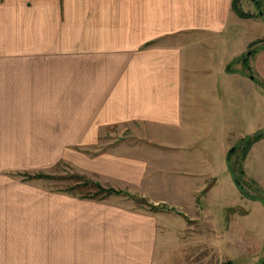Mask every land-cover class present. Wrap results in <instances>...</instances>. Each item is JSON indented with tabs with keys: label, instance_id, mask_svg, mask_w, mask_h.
Masks as SVG:
<instances>
[{
	"label": "crops",
	"instance_id": "0c3cea01",
	"mask_svg": "<svg viewBox=\"0 0 264 264\" xmlns=\"http://www.w3.org/2000/svg\"><path fill=\"white\" fill-rule=\"evenodd\" d=\"M233 3L0 0V264H233L202 204L238 127L264 132V47L237 35L261 23Z\"/></svg>",
	"mask_w": 264,
	"mask_h": 264
},
{
	"label": "rangeland",
	"instance_id": "374dc122",
	"mask_svg": "<svg viewBox=\"0 0 264 264\" xmlns=\"http://www.w3.org/2000/svg\"><path fill=\"white\" fill-rule=\"evenodd\" d=\"M239 5L244 13L259 16L257 19L260 20L257 22H260L261 24L259 26H252V24L244 21L242 23L244 27L241 26L239 28L240 31L237 33L238 39L241 41L249 40L251 37H257L258 42L255 46L258 48L259 46H264V19L261 17V14H264V0H240ZM235 42L239 47L240 42L238 40ZM240 129L242 128L238 127L236 130L234 139L235 143H233V147L228 151V154H231L229 152L233 149L236 152L233 159L228 162L229 170H226V172L221 174L218 173V176L214 177L212 182H210L209 189L211 188L212 190H210L207 197V202H205L206 200H203V195L199 198L200 202L203 200V208L208 206V208H206L208 209V212L203 224L205 223L208 228L211 225H214L212 229H214L215 232L210 233L208 236L219 241L218 245H216L217 259L224 261L229 260L232 261L233 264H263L264 135L258 138L256 142H253V144H248V141L244 142V140H248V138L254 136L252 134L253 130L256 129L255 126H245L243 131L246 130V132H248L245 134V138ZM120 131L121 130H118L117 128H110L109 132H111V140L109 139L107 143L115 142L113 141L114 139L121 137ZM249 133L250 135H248ZM125 135H128L127 132ZM120 140H123V138H120ZM107 143L104 141V144ZM99 146L101 147L102 145ZM230 168L234 170V175ZM83 176L94 183H99L97 180L95 181L94 178L92 179L88 176ZM48 177L50 178L49 180L57 179V177ZM211 183L216 184L213 185ZM101 186L106 189L113 188L117 191H123L129 194V189L123 186L120 187L105 183L101 184ZM95 192V190L89 188L82 189V195L95 194ZM128 200L136 204L138 207L147 208L151 211V206H140L137 204L138 202L136 200L134 201L129 197ZM146 201L151 205L148 200ZM237 207H239V209H236ZM238 210L246 211V216L241 213L239 214ZM220 221L221 226L217 228L216 225ZM198 230H200L199 227ZM224 230H227L228 233ZM238 230H242V232L240 231L238 233ZM221 231H224V235H221L222 233L220 234ZM233 231H235V233H233Z\"/></svg>",
	"mask_w": 264,
	"mask_h": 264
},
{
	"label": "trees",
	"instance_id": "16d2710c",
	"mask_svg": "<svg viewBox=\"0 0 264 264\" xmlns=\"http://www.w3.org/2000/svg\"><path fill=\"white\" fill-rule=\"evenodd\" d=\"M240 0H234V3H233V7H234V10L236 12V14H238L239 17H242V18H245V19H249V18H257L259 16H256V15H251V14H248V13H244L242 11V9L240 8ZM240 8V9H239ZM261 17L262 19H264V14H261ZM264 47V46H263ZM264 135V133H259L258 135H254L252 136L251 138H248L244 140L245 141H248V144H253V142H256L258 140V138L262 137ZM229 153L230 154V157H232V154L235 153V150H231ZM39 178H49L47 175L45 176H38ZM75 179H78V181L80 182V185H76V190H81V194H82V189L84 188H89V189H93L95 190V194H84L82 195V197H85L87 199H92V200H104V199H107L109 198L110 196H122V195H125V196H128L129 198H132L134 201L136 200L140 206H151L150 209L152 212L158 210V208L156 206H152V205H149L148 202L143 199V198H137L136 196H132V195H129L128 193H125V192H121V191H117L113 188H109V189H106L104 187L101 186V184L99 183H94L90 180H88L87 178H85L84 176H80V177H76ZM82 182V184H81ZM236 182H237V178H236ZM238 184V183H237ZM240 188V187H239ZM228 264H232V263H228ZM263 264H264V261H263Z\"/></svg>",
	"mask_w": 264,
	"mask_h": 264
}]
</instances>
